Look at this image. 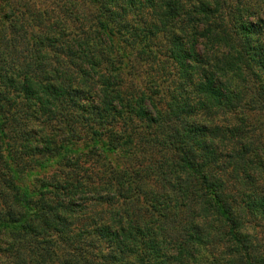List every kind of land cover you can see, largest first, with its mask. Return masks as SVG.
<instances>
[{"label": "trees", "instance_id": "16d2710c", "mask_svg": "<svg viewBox=\"0 0 264 264\" xmlns=\"http://www.w3.org/2000/svg\"><path fill=\"white\" fill-rule=\"evenodd\" d=\"M0 264H264V0H0Z\"/></svg>", "mask_w": 264, "mask_h": 264}]
</instances>
